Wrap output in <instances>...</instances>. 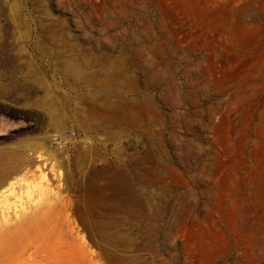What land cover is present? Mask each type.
Here are the masks:
<instances>
[{
    "label": "rangeland",
    "instance_id": "obj_1",
    "mask_svg": "<svg viewBox=\"0 0 264 264\" xmlns=\"http://www.w3.org/2000/svg\"><path fill=\"white\" fill-rule=\"evenodd\" d=\"M11 175L69 209L31 264H264V0H0Z\"/></svg>",
    "mask_w": 264,
    "mask_h": 264
},
{
    "label": "bare ground",
    "instance_id": "obj_2",
    "mask_svg": "<svg viewBox=\"0 0 264 264\" xmlns=\"http://www.w3.org/2000/svg\"><path fill=\"white\" fill-rule=\"evenodd\" d=\"M75 62L76 61L69 62L67 64L69 70L78 67V63ZM105 103H107V106L105 105L107 108L109 106L108 105L109 102L106 101L104 102V104ZM46 109L48 110L50 117L52 116V119H58L60 121L61 119H63V117L61 116L62 115L61 111L58 109V107L56 108L55 103H49L46 106ZM49 162H48V158H44L43 155L42 156L40 155L37 162L34 163L35 164L34 166L36 167V172L34 170L36 175L35 174L34 175L36 176L35 178L38 184L34 186V190L38 194V196L47 195L52 190L50 179H52L51 176L53 174L50 176L51 178L48 179L47 177L48 173L46 171ZM59 167L60 166H57V168ZM58 173L56 174V177ZM61 176L63 178L65 175L64 176L61 175ZM15 177L14 175L13 176L11 175L9 177L7 176V178H0V255L2 256L0 263L1 264H31L32 262L31 260L35 258L38 254H41L43 256L42 253L44 252V248H43L44 237L49 233V230L51 231L50 224L52 223V221L57 219L58 216H61L62 212H66L67 210L69 211V209L66 208L65 206L66 204L58 205L56 203H53L52 202L53 200L51 199L48 200V203L41 209L29 203L28 208L23 206L24 209L22 212L14 210L13 209L15 202L14 199L21 197V195L19 194L21 189L23 188L21 186H17V182L14 181ZM58 177H57L58 181L57 179L55 180V177L52 179V181L53 180L56 181L55 183L59 182L60 177L59 178ZM29 189L30 187L26 188L27 196L34 197V194H32L29 191ZM59 189L62 190L63 187L62 188L59 187ZM15 208L16 209L19 208L18 205ZM11 209H13V211ZM41 211H43L44 222H46L47 224H43V222H41L40 220ZM65 214L66 213H64V215Z\"/></svg>",
    "mask_w": 264,
    "mask_h": 264
}]
</instances>
